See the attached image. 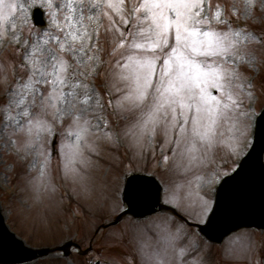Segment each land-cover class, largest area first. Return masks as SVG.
<instances>
[{
	"label": "snow or ice",
	"instance_id": "obj_1",
	"mask_svg": "<svg viewBox=\"0 0 264 264\" xmlns=\"http://www.w3.org/2000/svg\"><path fill=\"white\" fill-rule=\"evenodd\" d=\"M242 5L246 19L264 24V0H242ZM18 8L25 5L0 0V39L14 43L26 56V80L11 93L9 103L10 111L21 109L19 119H7L15 123L18 141L26 138V147L42 140L39 155L47 157L52 128L34 113L46 117L50 108L70 118L77 141L87 130L89 108L108 109L118 118L117 130L104 135L108 143L130 140L139 145L146 137H163L169 150H176L174 161L163 156L165 167L206 159L225 125L246 135L249 113L243 109L245 101L253 103L254 86L242 83L239 69L264 60V35L257 37L247 28L234 31L230 24L235 21L222 18L221 4L212 12L210 0H29L27 38L25 28L18 30L13 19ZM45 11L55 32L35 30L36 24H44ZM29 16L35 23L29 24ZM219 26L227 31L217 30ZM249 27L264 32L260 25ZM250 43L257 47L250 48ZM37 85L45 87L46 94ZM102 92L109 97L106 102ZM51 119L56 122V117ZM10 146L20 150L19 145ZM52 147L55 151V143ZM71 164L65 165L66 177L75 173ZM203 210L208 211L206 202ZM165 252L146 254L147 264H166Z\"/></svg>",
	"mask_w": 264,
	"mask_h": 264
},
{
	"label": "rangeland",
	"instance_id": "obj_2",
	"mask_svg": "<svg viewBox=\"0 0 264 264\" xmlns=\"http://www.w3.org/2000/svg\"><path fill=\"white\" fill-rule=\"evenodd\" d=\"M15 2L24 4L26 9L29 0ZM55 2L60 4L67 0ZM210 2L212 12L216 10L217 3L224 7L225 15L222 18L235 21L230 24L234 31L247 28L257 37L264 35L259 29L249 27L260 25L264 28V24L257 19H246L242 0ZM25 9L18 8L13 19L18 30L25 28L27 38L29 29L25 25ZM228 10L234 14L229 15ZM44 20L43 26H35L36 31L51 28L52 21L47 11L44 12ZM33 23V17L29 16V24ZM221 29L227 31L225 26H219L217 30ZM51 30L55 32L54 28ZM8 35L11 36V33ZM249 47L255 49L257 45L250 43ZM22 62H26L24 51L14 43L0 39L1 208L11 229L30 246L55 247L74 239L81 243L82 248L93 247L87 256L80 255L73 248L68 257L62 252H55L27 264H95L98 260L100 264H147L146 254L165 250L166 264H264L262 230L243 229L226 238L222 244H212L201 239L196 227L182 226L167 211L138 220L126 216L118 225L101 227L114 220L126 207L123 202L125 178L135 171L155 173L163 183L165 203L177 206L191 220L205 221L214 202L216 186L221 178L234 170L252 144L254 109L264 107V60H258L255 67L242 65L239 69L242 83L258 82L254 87L253 103L248 106L245 101L243 109L249 113L246 135L230 132L225 125L219 130V142L206 159L191 164L185 162L182 167L171 162L164 166L163 156L168 155L174 161L176 150L173 146L170 151L169 145L159 135L146 137L139 145L130 140L116 144L106 142L105 133L117 130L115 124L118 119L110 115L108 109L93 111L89 108L84 117L88 121L84 126L87 130L81 134L80 141L74 135L77 128L63 112L50 108L46 117L34 113L52 128V134L48 137L47 157L37 152V148L44 150L42 140L36 147H26V138L21 136L18 141L15 123L7 119L9 115L19 119L16 113L21 109L10 111L9 103L11 93L26 80ZM107 78L105 71L104 79ZM69 79L76 82L71 73ZM37 87L46 94L45 87ZM211 91L213 95L218 94L214 93L215 90ZM243 92L246 95L248 89L245 88ZM101 95L102 102L109 99L103 92ZM59 107L63 108L64 105L60 104ZM52 117H56L55 123H52ZM109 124L111 128L106 126ZM54 139L55 153L52 147ZM10 145H19L20 150ZM69 145L73 147L69 148ZM45 159L48 161L46 166L43 164ZM70 160V167L75 168V173H69L66 177L65 165ZM205 202L208 206L206 212L203 210ZM162 237H167V241Z\"/></svg>",
	"mask_w": 264,
	"mask_h": 264
},
{
	"label": "water",
	"instance_id": "obj_3",
	"mask_svg": "<svg viewBox=\"0 0 264 264\" xmlns=\"http://www.w3.org/2000/svg\"><path fill=\"white\" fill-rule=\"evenodd\" d=\"M162 187L156 178L142 174L129 176L123 214L143 216L161 208ZM264 228V110L259 117L254 144L234 174L227 176L218 189L214 208L200 231L210 240L222 242L231 232L244 227ZM75 242L57 247L68 253ZM53 249L33 248L12 232L0 209V263L13 264L49 254Z\"/></svg>",
	"mask_w": 264,
	"mask_h": 264
}]
</instances>
